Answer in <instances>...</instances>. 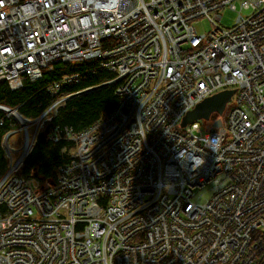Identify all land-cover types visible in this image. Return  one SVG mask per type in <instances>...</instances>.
I'll list each match as a JSON object with an SVG mask.
<instances>
[{"label": "built area", "instance_id": "built-area-1", "mask_svg": "<svg viewBox=\"0 0 264 264\" xmlns=\"http://www.w3.org/2000/svg\"><path fill=\"white\" fill-rule=\"evenodd\" d=\"M198 18L211 24L201 35ZM59 62L86 66L50 83L39 116L22 125L0 103L24 142L70 97L117 84V102L80 131L54 129L74 150L46 186L19 174L14 130L3 136L0 264H264V0H0V82L19 89ZM96 69L112 77L61 93ZM228 89L220 128L181 127Z\"/></svg>", "mask_w": 264, "mask_h": 264}, {"label": "trees", "instance_id": "trees-1", "mask_svg": "<svg viewBox=\"0 0 264 264\" xmlns=\"http://www.w3.org/2000/svg\"><path fill=\"white\" fill-rule=\"evenodd\" d=\"M94 62L88 63L93 64ZM86 64L56 63L51 70L44 71L42 77L34 82L25 80L22 87L12 90L4 81L0 82V103L16 108L18 113L28 119L39 116L52 102L53 95L50 83L65 73L82 71ZM112 74L104 69H96L94 73L86 74L79 84L65 87L62 92H74L89 86H95L109 80ZM117 84L104 85L90 91L70 97L60 105L50 121L38 131L27 156L23 159L19 174L35 180L38 186H46L55 181L56 168L66 162L74 150V143L69 140L54 142L50 134L56 127L69 126L80 131L102 115L110 112L116 102ZM2 115V114H0ZM5 118L0 124V179L8 167L2 138L16 128V123ZM67 150H63V147ZM4 207L0 205V212Z\"/></svg>", "mask_w": 264, "mask_h": 264}, {"label": "rangeland", "instance_id": "rangeland-1", "mask_svg": "<svg viewBox=\"0 0 264 264\" xmlns=\"http://www.w3.org/2000/svg\"><path fill=\"white\" fill-rule=\"evenodd\" d=\"M237 10H239V9H237ZM250 12L251 11L244 10L243 14H249ZM237 15H238L237 11H233V10H230L227 8L222 9V18H221L220 24L223 26H231ZM193 24H194L196 30L198 31V33H200V34L205 33L211 29V24L209 23V21L206 18H198L193 22ZM232 102H233V99H231L227 103L226 108L221 115H219L217 113H213L209 120H206L203 118L199 119V121H198L199 124L206 126V125L210 124L209 121H211V120H214V122L217 119H221V121L224 120V118L226 116V112H227L228 108L231 106ZM16 125H17L16 128L13 129L14 131L12 132L11 137L8 140L9 145L12 148L17 150V151H14V155L12 156L13 159H16L21 154L22 147L24 145L23 142L25 139L22 130L21 129L19 130V124L16 123ZM36 126L37 125L34 122L32 123V125H30V124L28 125L29 139L32 140V143H33V141H34V139L38 133ZM212 126L214 127V123ZM217 128H220V127H217ZM62 149L67 150L65 146ZM212 188H213L212 183L207 184L205 187L195 188L193 190V192L195 194L193 196V201L198 203V204L205 202L210 197V195L212 193Z\"/></svg>", "mask_w": 264, "mask_h": 264}, {"label": "water", "instance_id": "water-1", "mask_svg": "<svg viewBox=\"0 0 264 264\" xmlns=\"http://www.w3.org/2000/svg\"><path fill=\"white\" fill-rule=\"evenodd\" d=\"M234 89L223 90L209 96L199 102L193 109L188 111L181 120V127L186 126L194 120L198 119H208L209 115L212 112H216L221 115L225 109L226 103L230 100L232 94L234 93ZM18 117L25 119L21 114L17 113ZM214 126H221V120L217 119L214 122ZM7 137V135H6Z\"/></svg>", "mask_w": 264, "mask_h": 264}, {"label": "bare ground", "instance_id": "bare-ground-1", "mask_svg": "<svg viewBox=\"0 0 264 264\" xmlns=\"http://www.w3.org/2000/svg\"><path fill=\"white\" fill-rule=\"evenodd\" d=\"M198 32V31H197ZM197 35H201V34H197ZM227 105V104H226ZM225 108H226V106H225ZM225 110V109H224ZM224 112V111H223ZM213 113H216V112H212L210 115H209V118L208 119H206V120H209L210 119V117H211V115L213 114ZM218 114V113H217ZM202 119V118H201ZM199 120V119H198ZM221 120V119H220ZM19 121L21 122V124L23 125V122H24V120L21 118V117H19ZM196 120H194V121H192L191 123H189V124H187V125H190V124H192L193 122H195ZM186 125V126H187ZM221 125H222V121H221ZM215 127V126H214ZM218 127H221V126H218ZM31 145H32V142L31 141H29V140H26L25 142H24V145H23V147H22V151H21V157H25V156H27V153H28V151L30 150V148H31Z\"/></svg>", "mask_w": 264, "mask_h": 264}, {"label": "clouds", "instance_id": "clouds-1", "mask_svg": "<svg viewBox=\"0 0 264 264\" xmlns=\"http://www.w3.org/2000/svg\"><path fill=\"white\" fill-rule=\"evenodd\" d=\"M210 143V147L213 151L216 150V148L218 147V144H219V138H213V140ZM200 163H203V161L201 160Z\"/></svg>", "mask_w": 264, "mask_h": 264}]
</instances>
